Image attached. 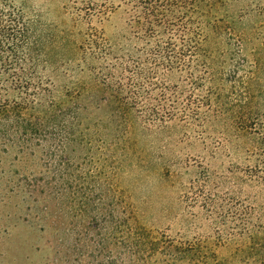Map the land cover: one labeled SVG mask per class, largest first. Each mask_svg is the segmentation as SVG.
<instances>
[{
    "label": "rangeland",
    "instance_id": "1",
    "mask_svg": "<svg viewBox=\"0 0 264 264\" xmlns=\"http://www.w3.org/2000/svg\"><path fill=\"white\" fill-rule=\"evenodd\" d=\"M14 1L26 5L42 41L41 74L56 96L88 83L79 52L88 27L78 15L118 0ZM222 2L218 17L235 23L208 41L213 68L224 100L235 115L259 119L257 130L238 131L224 113L201 138L171 123L140 131L137 141L92 142L79 146L55 182L42 155L0 152V264H162L160 254L130 240L129 230L158 243H213L224 228L211 214L214 205L244 210L248 222L264 227V0ZM123 18L121 9L103 23L107 37L121 32ZM198 182L204 193L192 190ZM235 243L209 246L220 262L253 264Z\"/></svg>",
    "mask_w": 264,
    "mask_h": 264
},
{
    "label": "trees",
    "instance_id": "2",
    "mask_svg": "<svg viewBox=\"0 0 264 264\" xmlns=\"http://www.w3.org/2000/svg\"><path fill=\"white\" fill-rule=\"evenodd\" d=\"M222 4L118 0L107 7L112 12L88 5L78 15L88 27L79 52L92 78L57 97L52 81L41 74L45 50L26 5L0 0V152L22 158L42 155L53 168L55 182L62 169L73 165L79 146L92 142L137 141L140 131H158L171 123L201 138L224 113L232 115L238 131L257 130L259 119L235 115L224 100L213 68L208 41L230 32L227 28L235 23L231 17H218ZM121 9V32L107 37L103 23ZM206 188L200 182L192 186L198 193ZM211 210L224 226L213 243H158L139 228L129 230L130 240L160 254L162 264H234L220 262L209 246L234 242L235 252L264 264V227L248 222L244 210L224 205ZM133 220L130 213L127 221Z\"/></svg>",
    "mask_w": 264,
    "mask_h": 264
}]
</instances>
